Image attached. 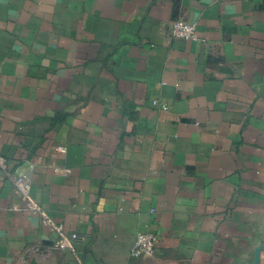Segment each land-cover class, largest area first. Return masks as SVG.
<instances>
[{"label":"crops","instance_id":"obj_1","mask_svg":"<svg viewBox=\"0 0 264 264\" xmlns=\"http://www.w3.org/2000/svg\"><path fill=\"white\" fill-rule=\"evenodd\" d=\"M0 158V264H264V0H0Z\"/></svg>","mask_w":264,"mask_h":264},{"label":"built area","instance_id":"obj_2","mask_svg":"<svg viewBox=\"0 0 264 264\" xmlns=\"http://www.w3.org/2000/svg\"><path fill=\"white\" fill-rule=\"evenodd\" d=\"M171 35L173 38L183 40H197L196 24L194 22H188L183 19H176L171 22ZM154 105H160L165 110L167 109L166 104H158L157 100H153ZM0 164H3L0 158ZM16 191L22 196H27L30 189V181L26 174H21L17 177ZM29 209L35 210L36 208L28 203ZM59 234V238L55 241V246L59 249H65L69 246L70 240H81L82 236L77 233L67 234L64 232L62 225L55 226L54 228ZM157 246V236L151 231H138L133 239V242L129 249V254L132 257L151 256L154 254Z\"/></svg>","mask_w":264,"mask_h":264},{"label":"water","instance_id":"obj_3","mask_svg":"<svg viewBox=\"0 0 264 264\" xmlns=\"http://www.w3.org/2000/svg\"><path fill=\"white\" fill-rule=\"evenodd\" d=\"M33 264H35V263L33 262Z\"/></svg>","mask_w":264,"mask_h":264}]
</instances>
